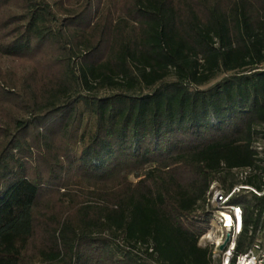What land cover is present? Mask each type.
Wrapping results in <instances>:
<instances>
[{
    "label": "trees",
    "instance_id": "obj_1",
    "mask_svg": "<svg viewBox=\"0 0 264 264\" xmlns=\"http://www.w3.org/2000/svg\"><path fill=\"white\" fill-rule=\"evenodd\" d=\"M257 139L264 0H0V264H214Z\"/></svg>",
    "mask_w": 264,
    "mask_h": 264
},
{
    "label": "built area",
    "instance_id": "obj_2",
    "mask_svg": "<svg viewBox=\"0 0 264 264\" xmlns=\"http://www.w3.org/2000/svg\"><path fill=\"white\" fill-rule=\"evenodd\" d=\"M257 157V164L264 168V140L257 139L252 145ZM236 183L229 189H224L213 181L207 192L205 210L208 213V226L210 230L205 231L200 237L205 245L212 246V258L214 264H264V207L254 210V216L259 217L257 228L247 226V233L255 238L244 250L237 251V239L244 231L245 213L243 207L233 202L232 199L241 194L254 193L264 196V172L256 166L234 168L232 170ZM251 176L260 177L262 184L258 188L247 182ZM215 230V234L212 230ZM228 240L226 241V239ZM225 247L220 249V245Z\"/></svg>",
    "mask_w": 264,
    "mask_h": 264
},
{
    "label": "rangeland",
    "instance_id": "obj_3",
    "mask_svg": "<svg viewBox=\"0 0 264 264\" xmlns=\"http://www.w3.org/2000/svg\"><path fill=\"white\" fill-rule=\"evenodd\" d=\"M216 183H217L218 185H221V183H220L219 181H217ZM205 225H208V223H206ZM209 228H210V226H207L206 231H207V230H210ZM211 230H212V233H213V234L216 233L215 230H213V229H211ZM204 243H205V241H204L203 239H200V240H199V244H200V245H203Z\"/></svg>",
    "mask_w": 264,
    "mask_h": 264
},
{
    "label": "water",
    "instance_id": "obj_4",
    "mask_svg": "<svg viewBox=\"0 0 264 264\" xmlns=\"http://www.w3.org/2000/svg\"><path fill=\"white\" fill-rule=\"evenodd\" d=\"M228 240V238L226 239V241ZM225 247V243L220 245V249H223Z\"/></svg>",
    "mask_w": 264,
    "mask_h": 264
}]
</instances>
